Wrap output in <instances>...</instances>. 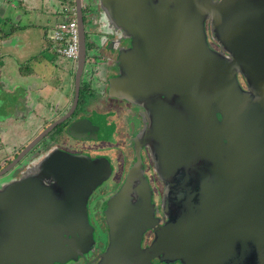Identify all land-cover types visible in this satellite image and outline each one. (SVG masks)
<instances>
[{"label":"water","instance_id":"water-1","mask_svg":"<svg viewBox=\"0 0 264 264\" xmlns=\"http://www.w3.org/2000/svg\"><path fill=\"white\" fill-rule=\"evenodd\" d=\"M75 1L81 43L74 103L85 71L81 0ZM99 5L112 9L130 40L118 52L108 90L144 104L150 126L142 138L164 177L197 158L208 164L198 176L200 188L190 196L197 200L186 198L187 206L161 226H156L147 181L133 169L107 201L109 245L98 264H152L150 258L160 253L166 260L202 264L203 253L233 251L236 244L239 254L250 248L254 264H264V223L246 222L253 213L263 216L264 190L250 185L264 187V181L252 171L241 181L233 168L237 121L256 116L262 122L257 129L264 130V0H99ZM205 22L228 55L210 48ZM236 69L259 100L253 103L241 90ZM47 160L44 173L12 181L0 192V264H53L89 246L86 196L102 180L104 168L61 152ZM237 192L246 195L239 207ZM153 227L156 238L142 248L143 232Z\"/></svg>","mask_w":264,"mask_h":264},{"label":"flooded vegetation","instance_id":"flooded-vegetation-1","mask_svg":"<svg viewBox=\"0 0 264 264\" xmlns=\"http://www.w3.org/2000/svg\"><path fill=\"white\" fill-rule=\"evenodd\" d=\"M64 1L66 4L63 5ZM64 1L58 3L59 18L57 22L73 18L78 32L77 58L73 60V68H70V72H64V79L66 81L68 79V83L66 82L64 86L67 85L70 89L67 93L68 96L65 101L57 102L58 104L51 108V112L56 111L55 115L43 111L45 115H42L45 118L41 121L42 123L40 122L39 128L33 131L28 138L22 139L18 145L0 142L2 145L0 148L2 149L0 151L2 154L0 155V192L6 191L12 181L27 176L37 177L44 173L47 159L57 152L84 157L99 163L100 167L104 168L105 175L88 193L85 203L87 220L91 226L89 246L86 251L78 253L75 257L53 263L98 264L109 245V227L105 212L107 201L121 190L133 169L147 181L153 214L158 224L156 226H161L187 206V203L183 202L186 198L187 202L197 200L196 197L190 196L194 190L200 188L197 183L198 176L202 170H205L208 163L204 159L197 158L194 162L179 167L170 177H164L157 158L151 150V145H146L147 141L142 138L150 126V118L144 104L131 96L112 95L108 90V79L117 73L115 60L118 52L120 49L128 47L130 43L126 31L118 28L116 33L107 36L106 41L104 39L101 42L100 38L101 45L109 51L103 58L97 59L95 56L88 55L84 10H88L89 0H81L79 4L85 35V56L82 68L85 70L86 67H89L93 70L92 75L97 77L99 82L98 91L100 94L98 96H102L104 100H98V97L96 100L94 95L91 103L81 105L83 86L80 82L78 100L74 103L75 76L79 64L81 43L77 17L78 5L75 0ZM150 2L156 4L157 0H150ZM108 3L110 4V2ZM95 4L101 12L103 9L99 2H95ZM92 20L93 23L96 22V19L92 18ZM121 31L124 33L122 37L119 35ZM204 33L213 51L221 55H228L214 29L207 22L204 23ZM236 77L241 90L248 94L253 103L260 99L258 93L250 87L247 78L238 69H236ZM83 89L84 92L88 90V94H92L88 85H85ZM62 90L65 92L64 87ZM62 90L59 91L62 92ZM92 112L95 117L98 115L99 120L92 117ZM261 123L256 116L249 122L237 121L239 137H235L234 140L233 168L236 177L241 181L244 179L243 176L251 171L257 172L259 178L262 177L264 181V130L257 129ZM247 132L249 138L246 136ZM11 173L13 176L7 180H1ZM262 173L263 176H261ZM250 187L253 191L264 190L262 185L251 184ZM236 195L238 207L241 206L240 202L242 205L246 203V195L244 198L239 192ZM236 214H240L239 208ZM261 214V212L253 213V216L249 217L246 222L264 223V213L263 216ZM257 215L260 216L257 217ZM237 219L239 220V217ZM156 232V227L143 232L142 248H146L153 242ZM71 236L69 235V237ZM248 246L250 247V245ZM239 251L240 246L236 244L233 251L223 248L213 254L203 253L205 256L201 261L202 264H254L252 249L249 248L247 252L244 249L242 254H239ZM162 256V253L152 256L151 263L185 264L181 259L166 260Z\"/></svg>","mask_w":264,"mask_h":264},{"label":"rangeland","instance_id":"rangeland-1","mask_svg":"<svg viewBox=\"0 0 264 264\" xmlns=\"http://www.w3.org/2000/svg\"><path fill=\"white\" fill-rule=\"evenodd\" d=\"M64 0H17L15 2L16 9H3L1 11V14L3 15H11L10 20L12 23L19 25L21 27L27 26L29 27V30L26 29L24 32V35L22 37L23 40V48L21 49L19 58H24L27 56L28 53H34L38 58L46 59L45 62H47L48 65H51L52 67L49 68V72H45L44 63H41V66L37 62L33 65V69H31V66L29 64L25 63L22 59L20 61L22 66V71L24 72H30L33 71L34 73H38V81L37 83L43 81L46 84L52 85L51 92H45L41 95V97H44L43 100H47L45 104L47 105L45 107L44 112L50 113L51 115H55L56 111L51 112V108L55 106L57 103L56 99L60 98L61 91H59L58 87L60 86V89H63L66 81L64 79V72L69 71L70 68L73 66L74 61L70 59H66L63 56L57 54L54 50H48V46L50 45V35L52 31L53 24L58 20V3H62ZM95 2H99V0H89V7H87L88 10H84V19H85V28L87 32V47H88V55L89 56H95L97 59L103 58L105 55L108 54V49H105L100 41L101 36L103 33L100 31V26L98 23L99 19V7L95 4ZM2 3H4L2 1ZM5 4V3H4ZM63 5L66 4L62 3ZM55 5V6H54ZM10 11V12H9ZM15 14V16H13ZM92 18L96 19V22L93 23ZM90 21V22H89ZM30 31V32H29ZM33 31V32H32ZM107 38L105 39V41ZM46 48V49H44ZM18 49V50H19ZM31 59V58H30ZM44 62V61H41ZM16 59H12L9 62V66L6 69L2 70V75L7 76L6 78H11L13 80H17L16 76ZM43 64V65H42ZM46 65V67H49ZM20 67V65H18ZM26 67H29V71H27ZM73 68V67H72ZM70 72V71H69ZM93 70L91 68L86 67L83 76L81 78L82 82V94L80 100L81 105H87L88 103H91L93 101V96L95 95L96 100L97 97L98 100H104L102 96H98L100 93L98 91L99 82L97 77L92 75ZM66 78V77H65ZM41 80V81H40ZM68 83V82H67ZM85 85H88L91 89L92 94H88L87 92H84L83 88ZM54 86H57V92H55ZM15 94H7L3 93L0 90V142L18 145L22 138L20 137L19 133L15 130L18 128L17 123L14 124L13 116L19 115L22 116L24 113H18L16 110L13 109H19L20 111L23 110L25 103L22 104L23 101V91L21 88H14ZM39 90H42V88H39ZM69 91V87L67 88ZM66 92V91H65ZM35 94V93H34ZM33 94V95H34ZM32 95V94H30ZM32 95V96H33ZM57 96V97H56ZM36 99L38 97L36 96ZM95 100V102H97ZM29 104L31 105V101H29ZM28 104V105H29ZM11 105V106H10ZM33 105V104H32ZM89 115V113H88ZM92 117L96 119L98 115L93 114ZM11 117V118H10ZM99 120V118H97ZM96 119V120H97ZM106 119V118H105ZM103 123V121L101 120ZM2 145H0L1 148ZM2 149H0L1 151ZM0 155L1 152H0ZM30 160V158H29ZM13 173L10 175L3 177L1 180H7Z\"/></svg>","mask_w":264,"mask_h":264},{"label":"crops","instance_id":"crops-1","mask_svg":"<svg viewBox=\"0 0 264 264\" xmlns=\"http://www.w3.org/2000/svg\"><path fill=\"white\" fill-rule=\"evenodd\" d=\"M2 1L5 3H2ZM17 0H0V90L3 93L15 94L14 88H21L23 91L22 94V104L25 103V106L22 111L19 109H13L16 112L24 113L22 116L14 115L12 118L14 120V124L18 126L17 129H15L20 137L24 140L32 135L33 131L37 130L39 126L41 125V121L45 118L42 114H44L45 107L47 106L45 103L48 102L47 100H43L44 97H41L43 93L51 92L52 85L46 84L41 81L37 83L38 81V73H34L33 71L30 72H24L22 71V66L20 61H23L29 66H31V69H33V65L37 62L41 66V63H44L45 72H49V68L52 67L51 65H48L46 59L38 58L34 53H28L27 56L24 58H19L20 51L23 48V40L22 37L24 35V32L29 30V27L27 26L21 27L19 25H16L12 23L10 20V14L9 15H3L1 14V11L3 9H16L15 2ZM55 6V5H54ZM10 12V11H9ZM15 16V14H13ZM57 18H59V15H57ZM57 22V21H56ZM55 22V23H56ZM53 24V26L55 25ZM30 32V31H29ZM33 32V31H32ZM21 48V49H19ZM19 49V50H18ZM46 49V48H44ZM48 50H51L48 46ZM31 58V59H30ZM12 59H16V76L17 80H13L11 78H6L2 75V70L6 69L9 66V62ZM44 61V62H41ZM20 65V67L18 66ZM43 65V64H42ZM48 65L49 67H46ZM27 71H29V67H26ZM39 88H42V90H39ZM68 86H64V89L66 92H63L64 90L60 89V86L58 87L59 90H62L60 98L56 99L58 103H61L62 101H65L67 98V93L69 92L67 90ZM55 92H57V86H54ZM70 90V89H69ZM35 93V94H34ZM30 94H34L33 96ZM36 96L38 99H36ZM57 97V96H56ZM29 101H31V105L29 104ZM56 103V104H58ZM29 104V105H28ZM33 104V105H32ZM11 106V105H10ZM45 115V114H44ZM11 118V117H10ZM41 122V123H40Z\"/></svg>","mask_w":264,"mask_h":264},{"label":"built area","instance_id":"built-area-1","mask_svg":"<svg viewBox=\"0 0 264 264\" xmlns=\"http://www.w3.org/2000/svg\"><path fill=\"white\" fill-rule=\"evenodd\" d=\"M49 48L57 54L76 60L78 52V32L75 20L66 18L55 23L50 35Z\"/></svg>","mask_w":264,"mask_h":264},{"label":"clouds","instance_id":"clouds-1","mask_svg":"<svg viewBox=\"0 0 264 264\" xmlns=\"http://www.w3.org/2000/svg\"><path fill=\"white\" fill-rule=\"evenodd\" d=\"M98 23L100 26V31L103 33L101 36V42L107 38L108 35L116 33L119 25L113 18L112 9L108 6H105L104 9L99 14ZM119 35L122 37L124 33L121 31Z\"/></svg>","mask_w":264,"mask_h":264}]
</instances>
